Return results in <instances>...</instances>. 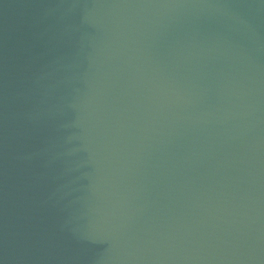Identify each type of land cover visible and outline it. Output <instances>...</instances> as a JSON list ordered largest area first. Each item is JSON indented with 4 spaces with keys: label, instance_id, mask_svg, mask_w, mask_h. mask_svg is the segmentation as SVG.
<instances>
[{
    "label": "water",
    "instance_id": "1",
    "mask_svg": "<svg viewBox=\"0 0 264 264\" xmlns=\"http://www.w3.org/2000/svg\"><path fill=\"white\" fill-rule=\"evenodd\" d=\"M0 264H264V0H0Z\"/></svg>",
    "mask_w": 264,
    "mask_h": 264
}]
</instances>
